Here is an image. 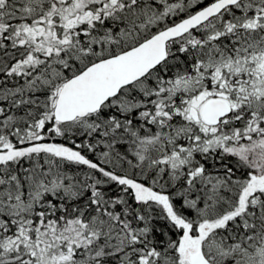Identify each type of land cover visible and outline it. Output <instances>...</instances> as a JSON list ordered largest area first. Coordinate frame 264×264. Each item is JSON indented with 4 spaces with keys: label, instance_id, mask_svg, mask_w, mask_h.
Segmentation results:
<instances>
[{
    "label": "snow or ice",
    "instance_id": "1",
    "mask_svg": "<svg viewBox=\"0 0 264 264\" xmlns=\"http://www.w3.org/2000/svg\"><path fill=\"white\" fill-rule=\"evenodd\" d=\"M0 264H264V0H0Z\"/></svg>",
    "mask_w": 264,
    "mask_h": 264
}]
</instances>
